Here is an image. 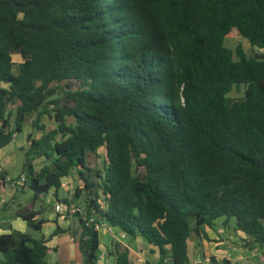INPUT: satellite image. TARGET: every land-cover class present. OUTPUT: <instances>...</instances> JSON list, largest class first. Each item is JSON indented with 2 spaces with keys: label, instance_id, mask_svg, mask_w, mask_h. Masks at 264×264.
Segmentation results:
<instances>
[{
  "label": "trees",
  "instance_id": "trees-1",
  "mask_svg": "<svg viewBox=\"0 0 264 264\" xmlns=\"http://www.w3.org/2000/svg\"><path fill=\"white\" fill-rule=\"evenodd\" d=\"M232 31L251 54L224 45ZM33 116L24 184L57 200L76 170L61 201H82L64 218L77 226L50 238L69 232L84 264H97L101 223L144 238L160 264H188L190 237L219 218L264 249V0H0V148ZM37 215L19 216L41 231ZM53 250L0 234V264H48ZM109 255L136 264L120 242Z\"/></svg>",
  "mask_w": 264,
  "mask_h": 264
},
{
  "label": "crops",
  "instance_id": "crops-1",
  "mask_svg": "<svg viewBox=\"0 0 264 264\" xmlns=\"http://www.w3.org/2000/svg\"><path fill=\"white\" fill-rule=\"evenodd\" d=\"M23 134L24 139L18 140L19 134H16L11 143L0 148V166L3 169L0 180V234L7 232L11 228L29 234L34 238L43 236L45 241H47V245L54 249L46 256L48 264H82L80 263L81 253L78 245L69 232L60 233L50 238V235L56 229L57 223L59 224V219L57 222L56 213L53 211V204L56 199H50L48 194L45 196L40 195L36 201L31 199L26 204H23L22 201L20 202L21 194L28 187L25 184L20 186L14 182L17 181L20 175L24 174L22 172L18 176H12L10 171L17 165L18 156L16 155V149L25 148L26 138L30 134L29 125L24 127ZM5 177L13 179V183L5 181ZM57 200L62 199L57 198ZM28 211H39V215L35 219L45 221L41 227V231L31 229L19 216ZM216 224L217 222H215L212 229H204V232L199 236L192 235L190 237L188 246L189 261L198 260L200 264L201 261H204L205 264H221L225 260L229 264H254L253 259H258L259 262H264V249L253 246L246 248V236L235 230L232 220L225 223L224 219H221L219 225ZM59 225L62 229H67L69 221ZM98 236L100 242L99 249L102 242L106 243L107 252H102V258L98 256L97 264H113V259L109 255L112 247L111 234L105 229H100L98 230ZM126 239H128L127 236ZM121 243L129 249L132 261V254L134 253L138 256L141 251L144 252L143 257L146 252H150L152 259L159 258L158 249L147 243L142 237H134L133 239H129L128 242ZM237 249L240 251L234 258V250ZM244 252L249 254L244 256Z\"/></svg>",
  "mask_w": 264,
  "mask_h": 264
},
{
  "label": "rangeland",
  "instance_id": "rangeland-1",
  "mask_svg": "<svg viewBox=\"0 0 264 264\" xmlns=\"http://www.w3.org/2000/svg\"><path fill=\"white\" fill-rule=\"evenodd\" d=\"M237 44H242L243 47H244V50L247 54H251L252 53V50L249 46V43L246 39L242 38L236 31H232L231 33H229L225 39H224V45L228 48H231V49H234L236 47ZM21 60V57L18 55V54H15L13 55V61L15 63V66L13 67V72L16 73L17 72V65L19 63V61ZM241 91L238 93V92H235L233 91L230 96L231 97H239L241 96ZM10 108L12 110H14L15 106H10ZM13 119V118H12ZM34 119V116L33 117H29L27 118V121L25 122V126L26 125H29L30 127V123H31V120ZM42 123H44L47 127V129H52L55 127V122L52 118H49L47 116H44L42 118ZM30 133H31V137L32 138H37L40 133L37 132V131H33L31 130V127H30ZM23 131L19 134L18 136V140H22L24 139V136H23ZM57 140H59V137L57 138ZM28 147V143L26 142L25 144V148ZM105 152L106 150L104 148H99L98 151H97V156L95 155H89L86 157V163L90 164L92 167H98V168H102L103 166V163H104V159H105ZM16 155L18 156V159H17V165L15 167H13L11 169V175L12 176H18L20 173H22V165H23V153L19 150V149H16ZM34 164H36L38 167L39 165L41 166L42 165V160L39 159V160H36L34 161ZM79 188L81 187V182L78 178V175H77V172L76 170H74L72 173H71V176L69 178H66L62 181V186L61 188L59 189L58 191V195H57V198L59 199H70L71 197L74 196L75 194V190L76 188ZM33 191L30 190L29 188L21 194V197H20V202L22 201L23 204L27 201H30L32 198H33ZM49 198L50 199H55L53 193H49ZM74 205L76 207H78L80 210L82 209L83 207V203L81 200L79 201H74ZM64 221V218H68V215L66 217H59ZM70 218V217H69ZM222 218H219L216 222L217 224L216 225H219V221L221 220ZM75 219H70L69 220V226L73 224L74 227L77 226V220ZM222 226V225H221ZM216 227H219V226H216ZM111 239H112V243L114 242H128L129 238L128 239H120V237L118 236V232H115V233H112L111 234ZM120 239V240H119ZM106 244V243H105ZM103 242L101 244V248L99 249V253H98V256L100 255H103L102 252L104 251L105 253L107 252V246L105 245ZM245 247L247 248V245H245ZM135 249V248H134ZM239 249L237 250H234V258L239 254ZM136 252V251H135ZM244 256L249 254L247 252H244L243 253ZM133 255V261L135 262V260L137 259V255H135L134 253L132 254ZM2 254L0 253V259L2 258ZM102 258V257H101ZM144 263L143 264H160L159 263V259H152V256H151V253L150 252H146L145 253V256H144ZM234 260V259H233ZM254 261V264H264V262H259L258 259H253ZM77 263H78V260H77ZM80 263L83 264V257L82 255H80ZM201 264H205L204 261H201Z\"/></svg>",
  "mask_w": 264,
  "mask_h": 264
},
{
  "label": "built area",
  "instance_id": "built-area-1",
  "mask_svg": "<svg viewBox=\"0 0 264 264\" xmlns=\"http://www.w3.org/2000/svg\"><path fill=\"white\" fill-rule=\"evenodd\" d=\"M2 167L0 166V180H1V175H2ZM5 181L13 183V179H11L10 177H5L4 178ZM25 182V175H20L19 178L17 179L16 184L18 185H23ZM53 211L56 213V215H61V217L65 216V215H70L72 213H74L76 211V207L74 204H67L62 202L61 200H56L55 203L53 204ZM93 220L91 219L90 222H92ZM95 228L97 230L100 229H105L109 234L115 233L116 231L118 232V236L120 237V239H125L126 235L121 232L118 231L116 228L106 224V223H101L99 226L96 225ZM119 239V240H120ZM144 252H140V255L137 256V259L135 260L136 264H143L144 263V257H143ZM101 257V255L99 256ZM188 264H200L198 260H192L189 261Z\"/></svg>",
  "mask_w": 264,
  "mask_h": 264
},
{
  "label": "water",
  "instance_id": "water-1",
  "mask_svg": "<svg viewBox=\"0 0 264 264\" xmlns=\"http://www.w3.org/2000/svg\"><path fill=\"white\" fill-rule=\"evenodd\" d=\"M63 220L61 218H59V224H62Z\"/></svg>",
  "mask_w": 264,
  "mask_h": 264
}]
</instances>
